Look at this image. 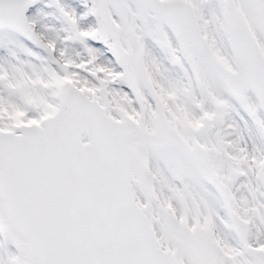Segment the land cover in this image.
Masks as SVG:
<instances>
[{
	"label": "snow or ice",
	"instance_id": "1",
	"mask_svg": "<svg viewBox=\"0 0 264 264\" xmlns=\"http://www.w3.org/2000/svg\"><path fill=\"white\" fill-rule=\"evenodd\" d=\"M0 264H264V0H0Z\"/></svg>",
	"mask_w": 264,
	"mask_h": 264
}]
</instances>
